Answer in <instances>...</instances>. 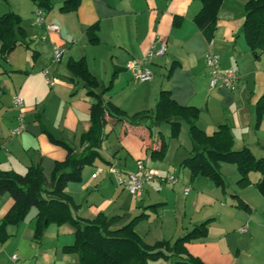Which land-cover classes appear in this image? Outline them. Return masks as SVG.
<instances>
[{
    "label": "crops",
    "instance_id": "crops-1",
    "mask_svg": "<svg viewBox=\"0 0 264 264\" xmlns=\"http://www.w3.org/2000/svg\"><path fill=\"white\" fill-rule=\"evenodd\" d=\"M63 1L50 0L52 7L45 11L46 22L59 26L56 32L34 24L36 6L31 0H0V15L13 11L20 16L28 45L18 44L7 55L0 53L1 171L24 174L38 163L48 187L55 163L67 154L50 136L74 147L77 154L82 151L85 144H80V136L91 125L94 98L67 67L68 61L80 58L98 80L96 91L113 79L104 97L126 114L152 111L160 90L166 89L178 104L199 108L197 125L205 133L227 124L235 148L247 146L253 154L264 156V115L255 124V106L264 94V53L257 50L254 55L243 35L247 0L220 1L210 40L195 19L201 9L199 0H80L71 11L61 10ZM90 26L91 32L87 30ZM91 35L96 36L95 42L90 41ZM159 41L166 43V52L150 59L152 79L134 81L127 62L143 58ZM54 46L63 51L56 63L52 62ZM208 50L218 54L222 66L238 70L235 89L209 87ZM44 69L54 78L53 85L42 76ZM15 95L23 99L26 126L11 136L18 112L13 105ZM104 131L100 157L83 168L80 181L66 185V193L77 205L75 216L90 220L102 213L114 217L112 228H118L143 213L135 230L148 244L164 237L173 240L176 234L209 220L207 234L186 243L190 254L206 264H264V190L254 184L258 173L249 174L251 185H232L227 191L205 176L191 178L190 171L180 166L193 149L185 122L178 135L171 137L169 124H154L151 117L130 124L108 116ZM161 140L168 144L166 152L152 157L151 151L159 149ZM138 160L159 173L174 174L178 182H144L142 196L131 195L116 184L108 168L115 165L124 172L136 171ZM97 169L101 171L94 175ZM183 189L186 200L178 210ZM240 201L248 208L238 207ZM12 204L8 193L0 195V220ZM37 213L32 207L21 222L6 227L9 236L0 244V264H13V253L21 264H79L76 253L62 249L73 242L74 235L68 238L65 233L73 234L74 228L68 223L49 224L36 240ZM163 227L166 234L160 232Z\"/></svg>",
    "mask_w": 264,
    "mask_h": 264
},
{
    "label": "trees",
    "instance_id": "trees-1",
    "mask_svg": "<svg viewBox=\"0 0 264 264\" xmlns=\"http://www.w3.org/2000/svg\"><path fill=\"white\" fill-rule=\"evenodd\" d=\"M7 1V0H5ZM36 7L49 11L52 7L50 0H31ZM201 9L196 14L202 32L208 40L213 37L216 29V12L221 0H199ZM80 0H64L61 10L77 9ZM93 26L87 30L92 31ZM242 31L249 50L264 53V0H247L244 6ZM25 31L22 20L13 11L0 15V53L7 55L18 44L28 47L25 42ZM96 36L91 35L90 41L95 42ZM70 72L83 81L86 94L93 97L89 118L91 125L81 134L80 144H85L77 154L74 147L50 136L54 143L62 145L66 151L63 161L55 163L50 185L42 173L40 164L30 165L24 174L0 170V195L8 193L13 204L0 220V244L8 238L6 227L21 222L30 208L36 207L34 225V239L39 240L49 224H70L73 228L74 240L63 246V251L76 253L79 264H149L150 261L163 259L170 264H206L200 258L193 256L186 249V243L207 234L206 220L194 225L184 234L173 240L162 239L153 244L146 243L136 232V223L145 216L139 214L128 223L118 228H112L114 217L108 218L98 213L93 219H83L74 215L77 205L66 191L68 182H78L82 179L83 168L92 165L100 157L98 149L106 137L104 131L107 117L126 119L130 124H138L144 118L151 117L154 124L168 123L170 136L178 135L181 123L188 125L192 141V155L184 158L180 166L190 170L191 178L205 176L216 186L224 190V180L220 173L221 162L234 163L239 171L238 182L241 185L250 184L249 174L255 172L259 178L254 183L260 190H264V156L255 157L247 146L234 147L233 137L227 124L219 125L212 133H205L197 125L200 110L192 105L178 104L169 90L159 92L157 102L152 111L136 112L132 115L115 106L104 97L113 79L101 91L97 78L90 72L83 58L70 60L67 64ZM256 126L264 115V94L255 106ZM167 146L161 140L158 150H152V157H161ZM238 207L248 208L242 201Z\"/></svg>",
    "mask_w": 264,
    "mask_h": 264
},
{
    "label": "built area",
    "instance_id": "built-area-1",
    "mask_svg": "<svg viewBox=\"0 0 264 264\" xmlns=\"http://www.w3.org/2000/svg\"><path fill=\"white\" fill-rule=\"evenodd\" d=\"M34 24L36 26H45L46 29L52 31H59V26L54 23H47L45 20V11L42 8L36 7L34 10ZM166 52V43L164 41L154 42L146 51L145 55L141 59H131L127 62L126 68L130 71L132 78L136 82H147L152 79L153 72L148 63L153 56H162ZM63 51L59 46L53 47L52 62L56 63L61 61ZM205 62L209 75V87L225 90H233L236 87V83L240 78L238 70L231 66H222L218 54L212 50H208L205 54ZM42 76L48 82L53 85L54 78L50 76L49 71L44 69L41 71ZM13 105L18 110L16 116V124L10 130L11 136L19 135L26 126L25 114L23 111V99L22 97L13 96ZM109 172L113 175L116 184L126 189L131 195L140 197L143 194V184L147 181L158 182L160 184H174L178 182V178L171 173L163 174L159 173L146 166L143 161L138 160L136 162V171L124 172L115 165H111L108 168ZM101 169H97L98 174ZM13 264H21L18 254L13 253L10 256Z\"/></svg>",
    "mask_w": 264,
    "mask_h": 264
},
{
    "label": "rangeland",
    "instance_id": "rangeland-1",
    "mask_svg": "<svg viewBox=\"0 0 264 264\" xmlns=\"http://www.w3.org/2000/svg\"><path fill=\"white\" fill-rule=\"evenodd\" d=\"M5 1V0H4ZM162 136V135H161ZM167 147H168V144H167V146L165 147V150H164V152H166V149H167ZM255 157H259V155L260 154H253ZM225 164V165H224ZM222 165H224L225 167H224V171L222 170ZM228 166H231L232 168H230V171H232L233 170V172L234 171H236V173H233V174H231V172L229 171V170H227V167ZM182 168V167H181ZM185 169H187V170H189L187 167H185ZM220 173H221V176H222V178H223V180H224V190L225 191H227L228 189H230L231 188V186L232 185H238L239 187H245V186H248V185H251L252 184V182L250 183V184H247V185H241L239 182H238V179L240 178V174H239V171H238V169H237V167H236V165L234 164V163H231V162H221V164H220ZM190 171V170H189ZM252 173V172H251ZM208 178V177H207ZM211 180V179H210ZM212 181V180H211ZM147 182H153V181H147ZM212 183L214 184V182L212 181ZM164 185H169V184H164ZM215 185V184H214ZM254 185V184H253ZM216 186V185H215ZM256 186V185H255ZM217 187H219V186H217ZM178 188V187H177ZM221 190H222V188L221 187H219ZM183 191H184V189L182 190V191H179V197H178V206H176V208L179 210L182 206H183V204H184V202H185V200H186V197H185V194L183 193ZM190 197V196H189ZM188 208H190V207H188ZM206 208H208V206H206ZM192 210H188V212L190 213ZM170 214L172 215L173 213L170 211ZM197 215V214H196ZM157 224L158 223H156V226H157ZM200 224V223H199ZM56 225V224H55ZM159 226V225H158ZM69 227L71 228V226L69 225ZM193 227V226H192ZM191 227V228H192ZM190 228V229H191ZM159 229H161L160 230V232H162L163 234H166L165 233V231H166V227H163V228H159ZM66 234V236L65 237H68V238H70L69 237V235H72V237H73V234L72 233H65ZM180 234L178 233V234H176V236H175V238H177L178 236H179ZM174 238V239H175ZM163 239H167L166 237H164ZM167 240H171V239H167ZM65 243H67V242H65ZM159 260V259H158ZM154 261H157V260H154ZM154 261H150L149 262V264H167L165 261H163V259L162 260H160V261H157L156 263H153Z\"/></svg>",
    "mask_w": 264,
    "mask_h": 264
}]
</instances>
